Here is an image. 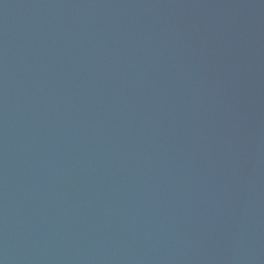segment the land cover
Listing matches in <instances>:
<instances>
[{
    "label": "water",
    "instance_id": "95a60500",
    "mask_svg": "<svg viewBox=\"0 0 264 264\" xmlns=\"http://www.w3.org/2000/svg\"><path fill=\"white\" fill-rule=\"evenodd\" d=\"M0 264H264V0H0Z\"/></svg>",
    "mask_w": 264,
    "mask_h": 264
}]
</instances>
